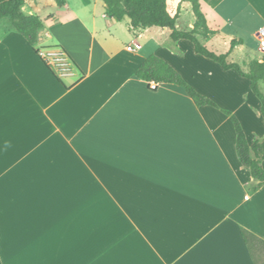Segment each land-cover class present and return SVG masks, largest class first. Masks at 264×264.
<instances>
[{
	"label": "crops",
	"instance_id": "0c3cea01",
	"mask_svg": "<svg viewBox=\"0 0 264 264\" xmlns=\"http://www.w3.org/2000/svg\"><path fill=\"white\" fill-rule=\"evenodd\" d=\"M66 1L34 14V42L0 20V264H256L241 229L264 238V184L254 189L221 110L250 145L263 138L250 81L168 27ZM199 1L219 38L239 51L259 40L264 0ZM151 54L221 109L177 84L152 89L135 75Z\"/></svg>",
	"mask_w": 264,
	"mask_h": 264
},
{
	"label": "trees",
	"instance_id": "16d2710c",
	"mask_svg": "<svg viewBox=\"0 0 264 264\" xmlns=\"http://www.w3.org/2000/svg\"><path fill=\"white\" fill-rule=\"evenodd\" d=\"M27 0H0V20L6 19L19 32L28 34L30 42L35 41V36L30 32L40 25V18L34 14L24 11ZM58 6L66 5V0H55ZM106 13L114 18L123 19L128 16L134 29L147 27H168L172 30L171 38L174 41L180 39L190 40L195 51L221 64L226 69H235L238 73L247 78L251 83L254 94L261 101V112L264 120V56L254 58L249 56L241 62L232 61L229 56L232 50L242 44V40L231 41L230 49L226 52H218L208 45V41L219 35V31L211 29L205 13L202 11L199 0H183L191 4L194 15L192 27L180 28L178 26L179 14H172L168 8L169 0H103ZM39 54L40 50L35 49ZM47 64V61L44 59ZM135 75L151 84V82L173 83L184 87L190 97L198 106H214L220 108L213 100L199 93L190 85L183 76L166 60L151 54L136 69ZM221 109V108H220ZM230 116L237 133L236 149L242 164L251 172L256 180L254 189H259L264 184V138L256 139L252 145L247 141L245 131L238 117L232 112L221 109ZM241 233L247 243L251 231L242 228ZM257 236V235H256ZM252 252V251H250ZM254 256V253L252 252ZM255 259V256H254ZM256 261V259H255ZM257 264V262H256Z\"/></svg>",
	"mask_w": 264,
	"mask_h": 264
},
{
	"label": "rangeland",
	"instance_id": "374dc122",
	"mask_svg": "<svg viewBox=\"0 0 264 264\" xmlns=\"http://www.w3.org/2000/svg\"><path fill=\"white\" fill-rule=\"evenodd\" d=\"M72 5L77 6L78 4L82 3V0H69ZM53 2L56 3L55 0H43V6L40 7L38 10H33V14L39 15L40 17H44L48 15L50 12L54 10V7L51 5ZM100 3V8H103L104 2L102 0H99ZM28 4L31 5L33 4V0H28ZM181 6V5H180ZM169 11L172 14H179V19H178V26L180 28H186V25L190 21L194 20L193 13H192V8L189 7H184L180 8L177 7L174 2L169 3ZM26 12L28 13L29 10L27 9ZM1 23H7L10 24L7 20L1 21ZM120 33L124 36H127L126 43H128L131 40V36H129V31L127 29V23L123 21L119 25ZM130 27V26H129ZM211 44L213 47L219 51V52H225L229 49L231 45V40L227 37L221 36L220 38L218 36L214 37L212 39ZM239 47V46H238ZM260 58L264 56V51L261 50L260 47V40L258 39H251V38H246L245 46L242 48L241 51L238 50V48H235L234 54L230 56L231 59L238 60L239 62L246 60L248 58V54ZM226 110V109H225ZM264 138V137H263ZM259 138V139H263ZM256 262L260 259L259 253L254 254Z\"/></svg>",
	"mask_w": 264,
	"mask_h": 264
},
{
	"label": "snow or ice",
	"instance_id": "6c2138e0",
	"mask_svg": "<svg viewBox=\"0 0 264 264\" xmlns=\"http://www.w3.org/2000/svg\"><path fill=\"white\" fill-rule=\"evenodd\" d=\"M247 245L250 251L254 254L259 253L260 259L257 264H264V238L249 234L247 236Z\"/></svg>",
	"mask_w": 264,
	"mask_h": 264
},
{
	"label": "built area",
	"instance_id": "2783aa9c",
	"mask_svg": "<svg viewBox=\"0 0 264 264\" xmlns=\"http://www.w3.org/2000/svg\"><path fill=\"white\" fill-rule=\"evenodd\" d=\"M259 40H260V47L261 50L264 51V26L259 31ZM128 49H132V46H129ZM158 84L156 82H151L150 87L152 89H156Z\"/></svg>",
	"mask_w": 264,
	"mask_h": 264
}]
</instances>
